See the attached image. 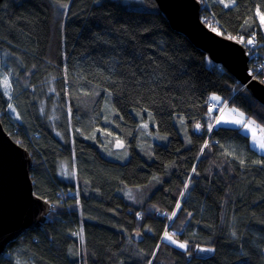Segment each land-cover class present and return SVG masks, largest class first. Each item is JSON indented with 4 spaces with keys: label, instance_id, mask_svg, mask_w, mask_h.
<instances>
[{
    "label": "trees",
    "instance_id": "trees-1",
    "mask_svg": "<svg viewBox=\"0 0 264 264\" xmlns=\"http://www.w3.org/2000/svg\"><path fill=\"white\" fill-rule=\"evenodd\" d=\"M205 1L209 28L250 37L264 54V0ZM211 93L222 102L210 113ZM229 104L264 129V106L155 0H1L0 123L28 151L33 191L51 209L0 264H264V153L240 127L216 125ZM117 140L125 161L104 153ZM59 160L73 180L58 176Z\"/></svg>",
    "mask_w": 264,
    "mask_h": 264
},
{
    "label": "water",
    "instance_id": "water-1",
    "mask_svg": "<svg viewBox=\"0 0 264 264\" xmlns=\"http://www.w3.org/2000/svg\"><path fill=\"white\" fill-rule=\"evenodd\" d=\"M155 2L172 29L185 35L264 105V83L248 73L249 57L244 47L212 31L201 20L199 0ZM31 166L28 151L17 144L0 123V254L26 230L40 227L50 212V202L33 191ZM131 236L138 240L141 233L134 230Z\"/></svg>",
    "mask_w": 264,
    "mask_h": 264
},
{
    "label": "rangeland",
    "instance_id": "rangeland-1",
    "mask_svg": "<svg viewBox=\"0 0 264 264\" xmlns=\"http://www.w3.org/2000/svg\"><path fill=\"white\" fill-rule=\"evenodd\" d=\"M122 1H124L126 3H135V4L137 3V4H139L142 0H122ZM203 1L204 0H199V2L201 3V11H202V7H204V5L202 3ZM206 13L207 12H204L205 15H206ZM212 15H213V13H212ZM205 19H207V18L205 17ZM261 25L264 28V24L261 23ZM213 96L220 97V100L219 101L212 100L211 97H213ZM207 100L209 101V109L216 110V109H219V105L222 102L221 101L222 97L219 94L211 93V94L208 95ZM109 107H112L111 104H110V101H108L107 99L104 98L103 104H102V115H103V118L105 120L107 119L106 111L109 110L108 109ZM220 109H221V107H220ZM232 109H237V110H239V112H242L236 106H234L232 104H229L217 116L216 125L217 126L240 127V129L244 133H247V135L249 136L251 147H253L254 149H256L260 153H264V150H261L259 148L258 144L253 140V133H255V135H256L258 140L264 138V129L256 121H254V119L247 118L245 114H244L245 122H247L249 120L254 121V123L252 124V126L250 128L246 129L242 125L234 124V123H231V122H225V121H231L232 119L239 118L236 112H232L231 111ZM221 116L224 117V121H222L221 123L218 124L217 120L220 119ZM150 131L152 132V130H150ZM154 131L158 134L159 139L162 138L164 140V142H166L168 140L167 135L160 134V132L158 130L156 131V129ZM94 140L97 143L96 134L94 135ZM152 142H154V141H150L151 144H152ZM156 142L163 143L161 141H156ZM118 143H121L122 146L121 147H117ZM97 144H99V143H97ZM138 148H141V145L139 144V142H138ZM104 150H105L104 153H105L106 157L114 159V160L125 161L129 157L128 148L126 147V144L122 140H117L116 142H114L113 145H110V146L108 145L107 148H104ZM57 174H58L59 177H61L64 180H67V181H71L74 178V170H73L72 166L70 165V163H68L66 160H59L58 161ZM174 245L179 247L177 244H174ZM200 249H212V248L209 247V246H197L196 247V253H197V255H200V256H205V255H208V254H210L212 252V251H200Z\"/></svg>",
    "mask_w": 264,
    "mask_h": 264
},
{
    "label": "snow or ice",
    "instance_id": "snow-or-ice-1",
    "mask_svg": "<svg viewBox=\"0 0 264 264\" xmlns=\"http://www.w3.org/2000/svg\"><path fill=\"white\" fill-rule=\"evenodd\" d=\"M221 2H224V0H221ZM229 2H230V3H234V0H229ZM228 6H229V5L226 3V4H225V7H228ZM65 7H66V5H65ZM258 15H259V18H260V22H261L262 24H264V14H261V13H259V11H258ZM212 31H216V32L219 34V32H218V30H217L216 28H212ZM230 38H231V37H230ZM241 39H242V38H241ZM247 43H248V44H252V43H253V40L250 39V40L247 41ZM2 83H3V85H4L5 92L7 93V90L11 87V85H10V83H9V80H8L7 76L4 77ZM211 99L214 100V101H219V100H220V97H218V96H213V97H211ZM9 108H10V109L12 108V105H11V104H9ZM13 110H14V109H13ZM209 111L211 112L212 109H209ZM231 111H232V112H236L239 118H237V119H232L231 121H225V122H231V123H234V124L242 125V126H243L244 128H246V129H247V128H250V127L252 126V124L254 123V121H251V120L245 122V120H244V113H243V112H239V110H237V109H232ZM222 121H224V117H223V116H221L220 119L217 120V123L219 124V123H221ZM147 126H148L147 124L143 125V127H145V128H147ZM209 127H211V126H209ZM196 128L199 129V128H200V125L197 124V125H196ZM253 140L258 144V146H259V148H260L261 150H264V138L258 140L257 137H256V135H255V133H253ZM121 146H122L121 143H118V144H117V147H121ZM241 163H243V160H241ZM261 163H264V161H261ZM193 171H195V169H193ZM187 187H188V185L186 184V185H185V188H187ZM181 195L183 196V193H181ZM176 207H177V209H179V208H180V204L178 203ZM176 214H177V213L174 211V212L171 214V217H169V219H171L172 217H175ZM174 236H175V233H169V232H167V231H165V233H164V238H165V239L171 241L173 244H177V245H178L180 248H182V249H186V248H187V243H186V242H185V243H180V242H178L177 240L174 239ZM81 239H83L82 236H81ZM200 251H212V249H200Z\"/></svg>",
    "mask_w": 264,
    "mask_h": 264
},
{
    "label": "built area",
    "instance_id": "built-area-1",
    "mask_svg": "<svg viewBox=\"0 0 264 264\" xmlns=\"http://www.w3.org/2000/svg\"><path fill=\"white\" fill-rule=\"evenodd\" d=\"M204 6H207L206 1L204 0L203 2ZM208 8V7H207ZM207 13L205 17L209 21H215L214 16L212 15L211 11L207 9ZM215 28L220 27L218 23L215 24ZM219 31V29H217ZM223 31L222 29H220ZM224 33H227L225 30L223 31ZM253 35V34H252ZM244 35H241L240 37L237 36H232L231 38L238 42L241 46L244 47L245 51L250 49L249 53V59H253L251 64H254L253 66L251 64L248 65V73L252 76V78H264V59H260V53L255 47H250V45L247 43V41L242 37ZM242 38V39H241ZM162 216H164V212L161 213Z\"/></svg>",
    "mask_w": 264,
    "mask_h": 264
},
{
    "label": "bare ground",
    "instance_id": "bare-ground-1",
    "mask_svg": "<svg viewBox=\"0 0 264 264\" xmlns=\"http://www.w3.org/2000/svg\"><path fill=\"white\" fill-rule=\"evenodd\" d=\"M246 41H248V40H253L252 38H250V37H245V36H242ZM250 45V47L252 48V47H255L256 49H257V42L256 41H254L253 40V43L252 44H249ZM246 52V54L247 55H249V53H250V49L249 50H246L245 51ZM259 58L260 59H264V54H262V53H260V56H259ZM252 66L254 65V64H251ZM255 79H257V80H259L260 81V78H255ZM260 82H262V81H260ZM263 83V82H262ZM9 100H10V98H9ZM256 100V99H255ZM257 101V100H256ZM258 102V101H257ZM11 103V100L10 101H8V106H9V104ZM260 103V102H259ZM261 104V103H260ZM263 105V104H262ZM264 106V105H263ZM225 107H226V105H224V106H222V108L220 109V111H219V113L221 112V111H223L224 109H225ZM219 113H218V115H219ZM243 132V131H242ZM244 133V132H243ZM245 134H247V133H245ZM249 144H250V138H249ZM251 146V145H250ZM136 229H138V228H136ZM139 230V229H138ZM71 234L77 239V240H79V238H80V236H79V233L78 232H75V231H72L71 232ZM133 239V238H132ZM133 240H135V239H133ZM136 241V240H135Z\"/></svg>",
    "mask_w": 264,
    "mask_h": 264
},
{
    "label": "clouds",
    "instance_id": "clouds-1",
    "mask_svg": "<svg viewBox=\"0 0 264 264\" xmlns=\"http://www.w3.org/2000/svg\"><path fill=\"white\" fill-rule=\"evenodd\" d=\"M212 29V28H211ZM220 34V33H219ZM222 35V34H221ZM224 36V35H223ZM223 68V67H222ZM211 131V130H210Z\"/></svg>",
    "mask_w": 264,
    "mask_h": 264
}]
</instances>
